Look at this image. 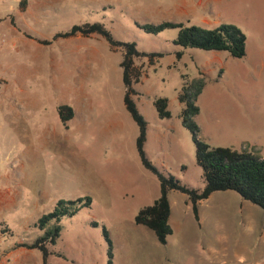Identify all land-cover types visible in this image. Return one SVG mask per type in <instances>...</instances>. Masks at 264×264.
Listing matches in <instances>:
<instances>
[{"label": "rangeland", "instance_id": "obj_1", "mask_svg": "<svg viewBox=\"0 0 264 264\" xmlns=\"http://www.w3.org/2000/svg\"><path fill=\"white\" fill-rule=\"evenodd\" d=\"M23 1L0 0L7 6L0 11V99L15 110L11 134L0 133V168L17 161L25 172L22 209L6 213L3 240L35 242L43 234L34 225L37 217L53 211L60 199L89 196L90 207L61 219L50 264H108L104 230L114 264H264V210L235 191L203 200L199 219L188 196L171 191L174 233L166 244L136 223L161 190L141 162L139 128L124 103L123 51H112L97 34L53 40L74 25L101 23L117 41L163 55L154 65L146 57L136 61L144 71L133 98L148 124L145 152L161 172L202 190L203 169L182 123L179 94L185 83L203 76L200 138L264 158V0H26L24 11ZM163 22L236 24L247 36L246 55L176 45L177 28L150 34L138 27ZM158 98L168 99L170 118H159ZM61 105L75 112L66 124ZM29 264H43L39 250L32 251Z\"/></svg>", "mask_w": 264, "mask_h": 264}, {"label": "trees", "instance_id": "obj_2", "mask_svg": "<svg viewBox=\"0 0 264 264\" xmlns=\"http://www.w3.org/2000/svg\"><path fill=\"white\" fill-rule=\"evenodd\" d=\"M26 4L24 0L20 8L24 10ZM12 23L14 24L13 18ZM138 27L150 34H159L166 29L177 28L179 29L178 36L174 40L176 45L205 51H226L234 58H243L246 55L247 36L236 24L223 23L216 28H204L196 25L187 26L184 23L163 22L161 24H138ZM96 34L108 41L112 51H123L124 56L120 65L123 71V82L127 88L124 103L139 128L136 145L141 162L146 169L157 176L160 182V197L153 205L139 212L135 218L136 223L148 227L155 233L161 244H166L168 237L174 233L170 223L171 202L169 199V194L173 190L181 191L188 196L197 219H199L200 202L220 191H235L244 200L264 210V158L247 150L213 147L200 138L201 129L196 117L200 114L197 102L206 87V80L203 76L184 84L179 94V101L184 104L181 114L182 123L192 134L196 146V159L203 169L205 187L202 190L189 188L174 175L164 174L153 164L145 152L147 120L139 111L133 98L138 94L133 86L141 83L144 76L142 66L137 65L136 61L146 57L149 59V64L154 65L163 55L142 52L134 42L117 41L101 23L74 25L67 32L57 33L53 40L76 36L92 37ZM39 42L47 45L52 43L51 40H39ZM177 58H182V52L177 53ZM154 106L159 118L171 117L167 98L156 99ZM58 112L64 124L72 120L75 114L73 107L69 105L59 106ZM91 205L92 198L89 196L76 200H58L54 210L42 215L35 224L43 234L35 242L21 243L19 246L39 250L42 253L43 264H50L49 258L54 254L50 247L57 243L62 233V227L59 224L61 219L75 216ZM104 234L109 243L108 264H114L112 241L106 230Z\"/></svg>", "mask_w": 264, "mask_h": 264}, {"label": "crops", "instance_id": "obj_3", "mask_svg": "<svg viewBox=\"0 0 264 264\" xmlns=\"http://www.w3.org/2000/svg\"><path fill=\"white\" fill-rule=\"evenodd\" d=\"M4 8H7V6H5L4 4L0 5V11H3ZM5 105L7 108H4ZM12 107L13 104H11L10 102H8L7 104L3 102V99H0V133L3 131H8V135H10L11 131L14 128L13 121L15 119V114L13 113L15 112V110H13ZM9 111H12V113H10ZM6 122L10 124L8 125ZM6 159H8V157ZM23 168V165L17 164V161L10 165H7V167H5L4 169L0 168V223H5L4 219H6L5 217L8 211L12 209H22L21 203L23 202L25 197L23 193V175L25 174ZM39 218L40 217H37L34 225ZM2 231L7 233L11 232L9 228L2 229ZM21 243L26 242H24V240H21L17 243H7L1 237L0 232V264H29L32 256V251L34 249L21 247L19 246Z\"/></svg>", "mask_w": 264, "mask_h": 264}]
</instances>
